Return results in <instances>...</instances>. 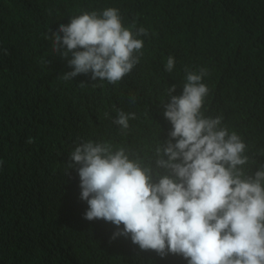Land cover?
<instances>
[{
  "label": "trees",
  "instance_id": "obj_1",
  "mask_svg": "<svg viewBox=\"0 0 264 264\" xmlns=\"http://www.w3.org/2000/svg\"><path fill=\"white\" fill-rule=\"evenodd\" d=\"M108 7L125 27L147 29L139 63L115 85L91 73L65 81L73 69L48 35ZM186 67L208 70L202 112L241 137L254 173L264 165V0H0V264H187L84 219L79 176L67 167L89 140L151 156L169 138L162 101L172 85L182 94ZM117 110L137 114L126 135Z\"/></svg>",
  "mask_w": 264,
  "mask_h": 264
},
{
  "label": "clouds",
  "instance_id": "obj_2",
  "mask_svg": "<svg viewBox=\"0 0 264 264\" xmlns=\"http://www.w3.org/2000/svg\"><path fill=\"white\" fill-rule=\"evenodd\" d=\"M148 35L135 22L125 27L119 9L108 7L71 17L47 38L73 69L64 73L65 81L91 73L93 81L115 85L139 63L144 47L139 37ZM174 65L169 56L165 71L171 73ZM185 71L182 94L173 95L172 85L162 101L172 129L151 156L91 140L70 153L67 167L76 169L79 198L88 205L84 219L115 225L111 239L130 238L161 258L264 264V165L252 173L241 137L222 125V117L204 116L209 89L202 79L208 70ZM136 118L117 110L113 123L126 135Z\"/></svg>",
  "mask_w": 264,
  "mask_h": 264
}]
</instances>
